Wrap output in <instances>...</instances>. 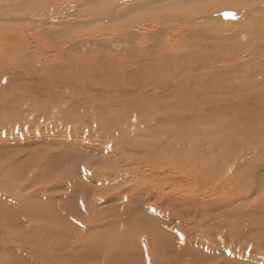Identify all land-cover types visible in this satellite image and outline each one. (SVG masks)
I'll return each instance as SVG.
<instances>
[{
	"label": "bare ground",
	"instance_id": "bare-ground-1",
	"mask_svg": "<svg viewBox=\"0 0 264 264\" xmlns=\"http://www.w3.org/2000/svg\"><path fill=\"white\" fill-rule=\"evenodd\" d=\"M65 1L58 4L54 0H0V66L9 62L14 64L6 68L12 70L10 88L22 89L9 97V90L1 92L6 86L0 87V98L3 100H0V130L6 129L0 131L2 141L6 144L19 141L20 146L32 147L40 140V146L60 149L63 146L76 150L67 139L78 140L83 136L85 140L100 135L106 141L111 140L107 146L99 144L101 149L98 153L104 154L100 160L90 159L87 155L84 160L71 163L70 167L89 174L91 179L114 173L117 181L108 188H96L90 192L92 203L87 206L88 211L85 212L83 207L80 208L82 211L69 209L72 212L69 214L80 213L82 216L84 213L87 216L88 212L91 218L77 216L81 228L77 226L65 244H54L49 238L46 242L49 252H54L51 251L53 249L66 250L62 264L82 262L84 259H94L87 264H203L209 257L228 256L220 238H211L208 230L200 229L211 218L187 219L177 228L169 227L170 224L165 221V225L158 223L150 226L146 233L145 230L137 233L136 229L141 225L136 227L131 224L132 211L137 207V211H145L148 217L162 218L160 214L167 218L177 217L182 212H175L173 205L154 209L147 204H139L138 199L135 202H130V199L138 198V194H148L151 187L154 191L158 190V194H178L176 182L181 177L190 178L193 183L203 186L205 183L207 187L221 183L220 189L225 183L232 182L231 193L244 192V195L236 198L233 194L236 200L229 201L231 205L224 203L231 207L220 213L219 222L226 221L225 215L232 212L240 229L249 212L243 214L239 210L240 204H235V201L253 198L264 179V0H134L118 9L112 5L116 0H71L76 2L72 10L71 2ZM236 8L241 10L236 12ZM139 11H143L140 16L124 19L126 14ZM225 12L234 13V20H223L221 15ZM106 20L118 22L109 24L111 26L106 23L109 27L104 28L101 23ZM220 20L237 23V26L230 32L218 29L214 22ZM95 23L101 26H96L97 31L94 28L86 30ZM34 41L43 44L47 51L56 53V58L66 56L67 60L60 64L43 62L42 67H37L34 63L40 60L38 56L42 49ZM30 86L33 91L29 90ZM66 90H72L75 97L70 96L69 99L64 93ZM82 92H86L84 98L80 96ZM55 102L66 106L53 107ZM50 108H55L59 115L62 113L57 126L47 122ZM88 113L92 114L91 118ZM37 123H43V128L39 127L34 132ZM59 135L61 138H55ZM26 137L32 139L24 142ZM62 137H66V141ZM91 143L78 142L80 153L77 155L86 154L84 151L94 153L99 146ZM36 151L27 152L28 158L33 154L39 155L37 163L32 160L30 163V168L34 169L32 173L38 172L34 178L31 177L34 183L32 180L25 187V194L18 191L14 198L8 199L11 200L6 204L9 209L29 202L49 208L57 202L62 203L57 195L52 194L64 189L65 179H62L63 182L49 174L50 164L57 161L56 152ZM134 152L139 153V157L144 156L140 161L144 164L130 169L131 160H135ZM14 155L2 160L3 165L8 167L0 166V177L4 175V169L15 165L19 157ZM41 155L43 158H40ZM64 156L69 159L72 154ZM124 162L128 166L126 169L120 168ZM19 164L21 169L25 167ZM128 176L136 178L135 187L130 192L126 191ZM7 185L4 184L6 191L9 188ZM19 186L23 188L24 184L18 183ZM120 187L123 190L118 193ZM183 189L185 191L174 197V202L181 205L188 215L194 205V210H197L198 204L193 202L195 197L199 194L201 198L208 197V190ZM184 195L185 198L178 203L179 196ZM97 199L106 203L123 202L126 206L99 208ZM127 203L138 206L129 208ZM212 204L221 209L219 201ZM101 214L110 218L101 217ZM7 216L11 217V214ZM258 219L254 217L247 221L246 235L238 233L239 230L233 232L245 242L244 252L237 253L242 255L241 259L260 256L262 242L257 240L260 243L257 247L249 246L255 248L252 250L247 248L249 244L245 240L249 233L261 231L259 225L264 226V219ZM12 225V218L8 223L4 218L0 222V264H7L4 254L13 264L19 262L20 246L42 242L40 236L33 235L26 242L29 233L25 230L19 236L16 232H9L7 228H12ZM114 229L121 230L114 232ZM107 230L122 239L115 238L114 242L100 240ZM49 241L52 243L50 246ZM232 242L231 247H234L236 240ZM112 250H117L116 257ZM17 252L20 253L17 255ZM120 252H124L123 256ZM189 252L195 255L189 256Z\"/></svg>",
	"mask_w": 264,
	"mask_h": 264
},
{
	"label": "rangeland",
	"instance_id": "rangeland-1",
	"mask_svg": "<svg viewBox=\"0 0 264 264\" xmlns=\"http://www.w3.org/2000/svg\"><path fill=\"white\" fill-rule=\"evenodd\" d=\"M54 1H56V3H58V4H62L64 2H66L65 0H54ZM133 1L134 0H116V1L112 2V5H113V7L115 5V8L118 9V8L124 6L125 3L126 4H130ZM68 2H71V5H72L71 10H72L74 8L73 6L76 4V2L73 3L71 0H68ZM116 6H118V7H116ZM244 9H247V8H244ZM239 10H241V8H238V9L236 8L235 9L236 12L239 11ZM218 11H221V10H218ZM142 12L143 11H139V12H137L135 14H126L124 16V19L127 20V19L133 17L134 15L135 16H140L142 14ZM71 16H74V15L72 14ZM62 19L63 18H59V20H62ZM125 20H123V21H125ZM106 21L101 23V26L104 27V28H106V26L109 27V26L113 25L114 23H117L118 22L117 20L107 21V22ZM106 23L108 25L109 24H111V25L108 26V25H106ZM214 23H216L218 29H222V30H225L227 32H230L231 30L235 29L236 26H237V23H230V22L226 23V21H221V20L219 22L218 21H215ZM95 24L94 25H90L91 27L90 26L89 27L88 26H85V27H88V28H86V30H89V28H90V30L94 28L97 31V27L96 26H98V27H101V26H100L99 23H95ZM224 27H226V28H224ZM100 29H102V28H100ZM132 29H135L136 30V28H134V27H132ZM104 31H107V30H104ZM33 43L39 44L41 46L40 48L42 49V53L38 56V59H40V60H37L34 63V64H36L37 67H39V66L42 67L43 66L42 65L43 62H45L46 64L47 63L48 64H54V63H57L58 62V64H60V63H62L61 61H64V59L67 58L65 56L66 58L64 57V58H59L58 59V58L55 57L56 53H54L53 51H47L46 47L43 44H41L39 42H35V41ZM34 59H33V61H35ZM27 62L28 63H31L30 61H27ZM39 62H41V63H39ZM13 65L14 64L12 62L11 63L9 62V64L2 65L3 67L0 66V69H1L0 70V87L2 85H3V87L6 86L4 88L1 87L3 89L1 90V88H0V90H1V92H5V91L8 92L7 90H9V92H8V93H10L9 94V97H12L13 95L18 94V93H20L22 91V89L19 90V89L10 88V85L13 82L12 79L10 78L11 77L10 75L12 73L11 72L12 70L9 69L10 70L9 71V70H6V68L11 67ZM26 69H28V68H26ZM10 81H11V83H10ZM38 85H39V83H38ZM30 87L32 88V86H30ZM30 87H29V90H32L33 91V88L31 89ZM12 89H14V90H12ZM23 90L25 92L27 91L26 89H23ZM35 91L37 92V90H34V92ZM31 93H33V92H31ZM64 93L68 96L69 99H70V96L71 97H75V95L72 92V90L71 91L70 90H66V91H64ZM37 94H38V92H37ZM85 94H86V92H84V93L82 92L80 94V96L84 98ZM0 100H1V98H0ZM1 101H3V100H1ZM52 106L53 107H57L58 106V107L61 108V106H66V104L63 105V103H59L58 104V103L55 102V104H53ZM84 106H86V105L84 104ZM54 110H55V108L54 109H51L50 108V111L51 112L48 111L47 122L48 123L50 122L51 125H54L56 123V126H57V122L60 120V119H58V117L60 115H62V113H60V115H59ZM254 113L257 114V110H254ZM88 114H89V117L91 118L92 114L91 113H88ZM42 124L43 123H37V124H35L36 126L34 127L33 131L35 132V130H37V128L39 129V127L40 128H43V127H41ZM4 130H6V129L5 128H1L0 131H4ZM82 137L80 139H78V140H77V138H72V140L71 139H67V142L69 143V145H71L72 147H74L76 149V150H73V149H70V148H65L63 146H62V149L57 148V147H53V146H47V147L46 146H42V145L40 146L39 145L40 140H37L38 141L37 142L38 145H32V147L31 146L26 147L27 145L20 146L21 142H19V141L13 142L14 144L13 143L12 144L11 143H7L6 144V143H4L2 141L1 136H0V147H1L0 148V163H1L0 166H2V167H6L7 166V165H3V163H2V160L6 159L7 157L15 156L14 154H17L16 157H19L18 160L15 162V165H11V163L9 161V163H10L11 166L9 168H7V169H4V175H2L0 177V183H1L0 184V187H2L3 191L5 190V192L3 193V191H1V188H0V208H1L0 209V222L4 218V219H6V223H8V222L11 221V218H12V220H13L12 228H7L9 232H11V231L12 232H16V233H18L19 236H21L22 233L26 230L29 233V236H28L27 240L25 239V236L23 235L24 240H26V242H29V237H31L32 235L35 236V237H39L40 236L39 238L42 241L41 244H38V245H36V244H34L32 242H29L27 245L20 246L19 249H20V252L21 253L20 252L19 253H20V257H21L20 259L21 260H19V262H21V263L17 262V263H14V264H62L63 254L65 253L66 250H63V249L62 250L53 249L51 251H54V252H51L50 253L49 252V248L47 247V243H46L47 240L50 238V241L52 243H54V244H65L66 243V240L74 232L73 230H75L77 228V226H79L81 228V225H78V223H77L78 222V219L80 220L81 217L82 218H88V219L91 218V215L88 212H87V216L84 213L82 214V216H81L80 213L77 214V215H75V214H73V215L72 214H69V213H72L71 211L69 212V209H72V211H73L74 208H77V209L80 210V208L83 207L85 209V212L88 211L87 210L88 209L87 206H89L92 203L91 200H90V197H89L90 192L93 189H94L93 191H95L96 188H100L99 190H101V188L102 189L108 188L110 185H112V184L114 185L115 182L117 181L118 177L114 173H113V175H109L107 177H95V178L91 179L90 176H89V174H86L85 175L84 173L80 172V170L77 171L76 169L74 170V169H72V167H70L71 166V163H78L79 162L78 160H84L83 157H87V155H88V157L90 159L100 160V158H102L104 156V154L102 152L98 153V150L101 149L100 146H107L108 143L111 142L110 138L106 141V139L101 138L100 135L97 138H95L93 136V137H90V139L88 138V139H85V140H83ZM26 138L23 139L24 142H27V141H29V140L32 139L30 137H26ZM55 138H61V136L59 135L58 137H55ZM62 138H64L63 141H66L65 140L66 137H62ZM78 142H88V143H91L92 142L91 144H93L96 147L99 146V144H101V143L102 144L97 149L94 150L95 151L94 153L91 152V151H90V153H88L89 151L88 152L84 151V153H86V154L81 153V155H77V153H80V150H79L80 147H78ZM29 143L33 144L32 142H29ZM96 144H98V145H96ZM263 144H264V140H263ZM11 145H13V146H11ZM51 148H52V150H51ZM42 149L43 150H47L50 153L56 152L57 161L55 163H53V164H50L52 167L49 168L50 169L49 170V174L52 177H54V178H59L61 180L62 179H65L64 189H59V191H55L56 193L54 192L52 194V195H57V198L58 199L60 198L59 200H61L62 203L58 204L59 202H57L54 205L58 204V206L60 205L59 207L56 205L55 206L56 208H53L54 205H51V208H49V207H43L39 203L38 204L35 203L37 206L36 205H32L34 203H30L29 202L30 204L29 203H26V205L25 204H22V205H20L19 207L15 208V209L14 208H10L9 209L8 208V205H6V204H7L8 201H11V200H8V199L14 198V196L16 194L15 192H18V191L19 192L21 191L22 194H25V192L27 191L25 189V187L28 186V185H30V181L33 180L34 174H36V173L38 174L37 171L32 173V171H34V169L30 168V163H31V160H32V162L37 163L38 158H39V155L33 154L34 157L32 156V157L28 158V155H29L28 153H31L32 151L37 152L36 150L40 151ZM19 154H21V156H19ZM61 154H63V156ZM67 154H72V157H70L69 159H67L64 156V155H67ZM138 154L139 153L136 154V152L133 153V158L135 160H131L133 163H131V165L129 166L130 169H132L135 165L136 166H141V165L144 164V163H140V161L143 159L144 156L139 157ZM107 155H109V154L107 153ZM3 157H5V158H3ZM122 157L124 158L123 155H122ZM24 158L26 160L29 159L28 160L29 163L26 160L24 162ZM40 158H43V156L41 155ZM115 158H118V157H115ZM113 160L114 159H110L109 161H113ZM18 161H23V162H19V163L23 164L25 167H23L21 169L20 168V164L18 163ZM136 162H137V164H136ZM126 164H127L126 162L122 163L121 166H120V168H122V169H126V167L128 168V166H126ZM2 167H1V170L3 171V168ZM39 167H40V165H39ZM81 171H83V170H81ZM67 173H69L68 176H67ZM23 174H24V176H23ZM27 175H29L30 177H28ZM263 175H264V173H263ZM21 176H23V177H21ZM15 177H16V179H15ZM31 177H33V178H31ZM80 178H82L83 180L80 179ZM1 179H2L3 182H6V183H3L1 181ZM7 179H8V182H7ZM19 179H21V180H19ZM80 180H82L84 182V184ZM9 181H10V183H9ZM12 181L14 182V184L12 183ZM62 181L64 182V180H62ZM32 182L34 183V180ZM79 182H81L82 184L79 183ZM127 182L129 183V186H127V190L126 191L127 192H130L135 187L136 178L133 177V176H128ZM7 183H8V185H7ZM15 183H17V184H15ZM18 183L19 184H24V186H23V188L21 186H19L22 189L15 191L16 188H19L18 187ZM45 183L46 182H43V184H45ZM228 183L229 184L222 183V184H224V188L220 189L221 188L220 187L221 183H219L218 185H215V184L212 185L211 184L209 187H207V185L205 183H204V186H203L201 183H198V184L197 183H193L190 180V178L181 177L176 182V188H177V191H179L178 194L172 192V193H167V194H164V195L162 193H159L158 194V190H155L154 191V189L151 187L150 190L148 189L149 190L148 191V194L147 193L138 194V198H133V200L131 198L130 199V202H135L136 201L135 199H138L139 204L140 203L141 204H147L148 207H151V208H154V209H157V208L161 209L162 207H165L167 205L168 206H172L173 205V206H175L174 207L175 210H176L175 212H182V215L181 216H177V217L176 216H170L169 218H167L164 215L160 214L162 218H159L158 216H155L156 217V219H155V217H150V216L148 217L147 216L148 214H145V211H143L141 209L137 211V208H138L137 207L138 206L137 204L127 203V207H129V208H131L130 206L137 207L136 210L132 211L133 214H131V217H132L131 218L132 219L131 224L134 225V226H136V227H139V225H141L140 228H138V229L135 228L136 230H138L137 233H139L142 230H145L144 232L146 233V230L150 226H155L158 223H161L162 225H165L166 224L165 221L168 224L171 225V226L168 225L169 227L177 228V226L179 224L184 223L187 219H191V218H194V217L197 218V219H200V218H203V219L204 218H211L212 220L208 221V223L205 226H203L202 228H200V229H202V230L203 229L204 230H208L210 232V234H211V238H217V237L220 238L221 239V243L225 247V248L223 247L224 252H227L228 253L229 258H228V256H226V254H223L224 257H221V258L209 257L210 259L204 260L205 262L203 264H215V263L216 264H260V263L264 264V254H261L262 252H264V243H263L264 242V239H262V238H264V226L260 224L259 227H260L261 231L260 232H253V233L251 232V233H249L250 236L248 235L247 238L245 239L247 241L246 243L249 244V245H246L247 248L252 249V250H254L255 248H250L249 246L257 247V245H259L261 242H262L261 244H263L261 246V248H260V253H258L260 256L253 257V259H252V257H249V258H247L245 260L240 258L242 255L240 256V254H237V253L238 252H242V251L244 252L245 245L243 243H245V242L243 240H241V239L239 240V238L236 236V234L233 233V232H236V231L239 230L238 233L240 232L241 235L244 236V235L247 234L245 232V229H247V225H248V222L247 221L249 219H252V218L254 219V217L255 218L256 217L259 218L258 221L261 220V219H264V217H263L264 216V203L262 202V200L264 199V179H262L260 188L258 189V191L256 193L257 194V197H255V195H256L255 194V195H253V198H251L249 200L248 199H243V200L241 199V200L235 201V204H240V209L239 210H242L243 211L242 212L243 214L245 213V211H248L249 212V214L246 215V217H244V220L242 221L243 223H242V225H240V229L235 224L237 218H236L235 214L232 213V212H229L230 214L228 213L227 215H225L226 221H223L222 224L219 222V221H221L220 218H219L220 213L226 212L231 207V206H228V205H231L228 202L229 201L236 200L234 198V195H235L236 198L238 196H240V195H244V192H241L239 194L231 193V191H230L231 185L230 184L232 182H228ZM4 184L9 187L7 189V191H6V186H4ZM11 184H13V185H11ZM130 184H131V186H130ZM133 184H134V186H132ZM69 186L72 187V188H70ZM79 187H80L79 191L76 192V190ZM186 187H191L194 190L199 189V191H201V190L207 191L208 190V197L205 196L204 198H201L200 197V194L195 197V200L193 202H195L196 204H198L197 210L196 211L194 210L195 207H196V205H194L191 208L192 209V212L190 214H188V215H186L188 212L185 211V210H183V207L181 205H178V204L176 205L175 202H174V197L176 195H179L182 191H185V189H183V188H186ZM65 188H67V189L65 190ZM75 188H77V189H75ZM74 189H75V193H73L74 192ZM122 190H123V187H120L117 190V192L120 193ZM8 191L10 192L9 194H7ZM11 192H13V193H11ZM138 192H140V191H138ZM160 194H162V195H160ZM65 195H67V196H65ZM70 195H72V196H70ZM1 196H2V199H1ZM60 196L63 197V198H61ZM5 198H7V199H5ZM65 198H67V199H65ZM71 198L74 199V200H72ZM77 198H79V199H77ZM184 198H185V195L184 196H179V200L177 202L180 203L179 201L182 200V199H184ZM156 200H157V203L155 202ZM67 201H69V202H67ZM81 201H82V203H81ZM217 201L220 202L221 209L215 208V206L212 204V203H216ZM225 202H226V204L228 203L227 206L224 204ZM210 203H211V205H209ZM246 203H247V205H246ZM1 204H2V207H1ZM3 204H5V205H3ZM97 204H100V207L99 208H103V206H104L105 209L114 208L115 206H112V205H117L118 207H122V206L125 207L126 206V205L123 204V202L106 203V201H102L100 199H97ZM108 205H110V206H108ZM154 205H156V206H154ZM39 206H40V209H39ZM176 206H178V207L176 208ZM43 208H45V209L47 208V209L45 210ZM57 208H60V209H57ZM42 209L44 211H42V214H41V210ZM49 209H50V211H48ZM255 209L256 210L258 209V210L256 211ZM51 210H54V211H51ZM66 211L68 212V214H67ZM80 211H82V210H80ZM140 211H142V212H140ZM9 213L11 214V217L10 216H7ZM24 213H26V214L24 215ZM231 213L234 214V215H232ZM29 214H31V215H29ZM259 214H260V216H259ZM1 215H3V216L1 217ZM26 215H28L29 217L28 216L26 217ZM46 215L48 216V218H45V217H47ZM52 215H53V218H52ZM153 215H157V214H153ZM17 216H19V217H17ZM77 216L80 217V218H78ZM100 216L101 217H104V218L107 217V216L109 217V215H102V214ZM118 216L119 215H117L115 217H118ZM201 216H203V217H201ZM8 217L10 219H8ZM115 217H113V218L115 219ZM113 218H111V219H113ZM45 219H48V220L44 222ZM25 220H26V222H25ZM75 220H76V222H75ZM149 220H150V222H149ZM104 221L105 220H103V222ZM22 222H23V224H22ZM57 222H61V223H57ZM136 224L137 225L139 224V225L137 226ZM109 226H111V224ZM209 228H212V229H209ZM231 229H234V230H232L230 232ZM52 230H55L54 231L55 233H53L51 235L50 232ZM117 230H121V229H114V232L115 231L117 232ZM105 232L106 233L102 235V237L100 238V240H106V241H109V242L116 241V239H115V238H117V234L116 233H113V232L111 233L108 230L105 231ZM206 235H208V234L206 233ZM42 236H44V238ZM229 236H233V237H229ZM118 238H121V237H118ZM118 238H117V240H118ZM233 239L236 240V244L234 246L235 248L234 247H231V245L233 243L232 242ZM252 239H253V241H252ZM257 240L260 241L259 244L257 243ZM50 241L48 242V246H50V243H51ZM133 242L135 243L136 241L133 239ZM67 249H70V248L67 247ZM93 249H96V248H93ZM111 252L113 254L116 253V254H114V256L115 257L117 256V250H112ZM234 252H236V253H234ZM1 253H2V251H1ZM19 253L17 252V255ZM29 253H31L34 256H36L39 260L37 258L34 259L33 257H31ZM120 253H122L121 255L123 256L124 252H120ZM194 255H195L194 253L189 252V256H194ZM234 255H235L234 259H231V258H233ZM220 259L224 260L225 263L222 260H220ZM249 259H251V260L249 261ZM4 260L7 261V264H11L12 263L11 261H9V259H8V257H7L6 254H4ZM226 260H228V261H226ZM87 261L88 262H94V259H90V260H87V259L85 260L84 259V260H82V262H80V261H69V262H71L70 264H82V263L87 264Z\"/></svg>",
	"mask_w": 264,
	"mask_h": 264
},
{
	"label": "water",
	"instance_id": "water-1",
	"mask_svg": "<svg viewBox=\"0 0 264 264\" xmlns=\"http://www.w3.org/2000/svg\"><path fill=\"white\" fill-rule=\"evenodd\" d=\"M221 16H222L223 20H234V13H232V12L222 13Z\"/></svg>",
	"mask_w": 264,
	"mask_h": 264
}]
</instances>
